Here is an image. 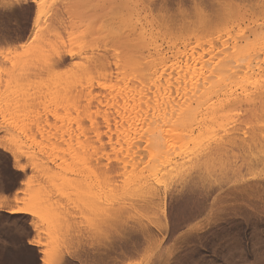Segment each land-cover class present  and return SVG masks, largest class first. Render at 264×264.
I'll return each instance as SVG.
<instances>
[{"label":"rangeland","instance_id":"1","mask_svg":"<svg viewBox=\"0 0 264 264\" xmlns=\"http://www.w3.org/2000/svg\"><path fill=\"white\" fill-rule=\"evenodd\" d=\"M234 34L241 48L264 37V0L0 4V197L25 209L0 211V264H136L143 250L152 264H264V142L247 147L264 136V98L235 78L208 86L190 159L133 134L138 61L205 45L210 63ZM141 172L159 199L133 196Z\"/></svg>","mask_w":264,"mask_h":264},{"label":"bare ground","instance_id":"2","mask_svg":"<svg viewBox=\"0 0 264 264\" xmlns=\"http://www.w3.org/2000/svg\"><path fill=\"white\" fill-rule=\"evenodd\" d=\"M244 36L245 35L234 34L226 38L224 43L219 47L216 46V42L213 41V45L210 46L213 48L212 53L214 52L215 54L213 53V55L215 56L212 55L214 58L212 57L213 59L211 60L213 61L210 63H204L202 59V62L199 61L200 59L198 60V57L202 58L201 54H204L206 51L205 45H198L200 49L196 47L190 52L186 51L188 48H184L181 53V60H173L171 62H149L146 64L138 61L132 79V100L133 106L135 107V132L133 133L135 134V137L133 136L134 140L136 141L137 138H139L140 141L143 142L145 139H148L153 143L171 141L172 147L178 150L177 152H179L183 158L190 159L197 157L199 154L196 153V150H194L193 147L198 142L200 133H196L195 130H201L199 128L205 126L204 124L207 123L205 121L207 116L205 115L206 117H203V113L202 115L201 113L196 114L198 109L195 106H199V100L201 99L200 97L205 93L208 86L211 87L212 85V87L214 86L217 88L222 85L225 78H229V80L230 78H232L231 80L235 78L240 83L241 87L243 86L242 88L247 90L246 92L254 94L247 95L246 93L247 97L253 98L252 96H254L256 101L260 99L263 101L264 50H258L257 47L260 46L262 43L260 40H263L264 37L261 36V38H256L254 41L248 40L246 41V45H244V47H238L239 44H236V41ZM138 44L139 50H142L146 45L148 46L150 44V41H139ZM198 49L201 50V52L199 51L201 54H198ZM69 52L57 51L54 56L61 58L66 53L70 54ZM209 54L210 53H208V55ZM209 56H211V54ZM203 57H205V55ZM192 58H195L194 62L192 61ZM57 59H54L53 62H56ZM199 62L203 64H200ZM254 71L256 72V76L253 75ZM234 73L237 77L233 76ZM230 82L231 81H229V83ZM224 86L226 87V84ZM210 87L209 89H211ZM203 91L204 93H202ZM255 99H250V101H255ZM246 100L249 101V98ZM192 102H198V104L193 106ZM263 102L261 103L263 104ZM194 114L196 115L194 116ZM206 126H208V124ZM249 139L252 140H249L247 143L248 149L250 147L256 148L258 145H260V143L262 145L264 142L263 135L259 136L258 140L257 138H251V136ZM209 146L212 147L211 145ZM245 146L246 144L244 147ZM208 148L209 147H207V149ZM210 149L211 148H209V150ZM250 150L252 151L253 149L250 148ZM154 166L156 167L157 165L155 164ZM136 167L137 166H133L132 170H136ZM149 167L150 164L146 165L144 168H147L148 171ZM137 168L145 171L143 167L138 166ZM141 170H139V172ZM141 173L137 174L138 176H135L136 174L134 175L137 178L136 181L132 183L131 192L133 196L136 195V197H142L145 195L149 198V200L153 199L155 201L156 198L160 196L159 191L149 185L152 182H149L148 184L146 181L147 179L145 178L147 173L145 174L143 172L145 175ZM149 173L152 172L149 170ZM135 199L138 200L137 198ZM37 211V208L31 209L32 213ZM38 243H40V241H38ZM43 260L46 261L45 258H43Z\"/></svg>","mask_w":264,"mask_h":264},{"label":"snow or ice","instance_id":"3","mask_svg":"<svg viewBox=\"0 0 264 264\" xmlns=\"http://www.w3.org/2000/svg\"><path fill=\"white\" fill-rule=\"evenodd\" d=\"M16 0H13V3H15ZM7 0H0V4H6ZM17 167H19V165H17ZM203 180L206 183H211V179L207 178V177H202ZM217 179H219V177H217ZM9 198L7 197H0V211H7V210H11L14 213H20V212H24L25 209L23 208H18V207H11L10 203H9ZM32 215H36L35 213H32ZM192 229H198L200 227L199 223L191 225L190 226ZM17 232H18V236L19 238H21L22 232H23V226H18L17 227ZM30 244L33 245H37L38 242L31 240L29 241ZM6 242L3 240H0V248L5 247ZM153 247H155V245H153ZM169 250H171V246L169 247ZM143 259L137 258L136 260V264H152V259H149L150 256V250H143Z\"/></svg>","mask_w":264,"mask_h":264}]
</instances>
